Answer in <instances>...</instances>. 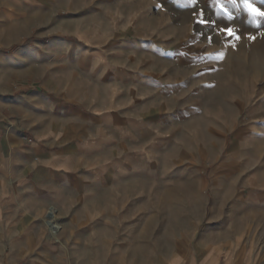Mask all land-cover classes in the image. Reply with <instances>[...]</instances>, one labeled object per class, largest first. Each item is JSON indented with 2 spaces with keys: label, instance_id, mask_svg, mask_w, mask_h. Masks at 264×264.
Wrapping results in <instances>:
<instances>
[{
  "label": "rangeland",
  "instance_id": "rangeland-1",
  "mask_svg": "<svg viewBox=\"0 0 264 264\" xmlns=\"http://www.w3.org/2000/svg\"><path fill=\"white\" fill-rule=\"evenodd\" d=\"M200 7L225 23L208 0ZM196 10L0 0V102L15 104L0 126V264H202L214 254L264 264V18L258 27L235 13L240 40L213 34L209 45L194 39ZM126 106L135 130L107 120ZM65 108L63 119L48 115ZM34 143L81 168L48 179ZM21 148L23 168L12 164Z\"/></svg>",
  "mask_w": 264,
  "mask_h": 264
},
{
  "label": "crops",
  "instance_id": "crops-1",
  "mask_svg": "<svg viewBox=\"0 0 264 264\" xmlns=\"http://www.w3.org/2000/svg\"><path fill=\"white\" fill-rule=\"evenodd\" d=\"M130 15L126 16V19H130ZM146 19H156V17H145ZM144 18V19H145ZM132 19L140 20L142 19L141 16L134 15ZM155 24V23H154ZM129 80V76L126 77ZM38 98V97H37ZM42 101L39 102L36 105H41L43 106L44 110H50L52 107L59 108L58 106L55 105V103H51V101L48 100V102H45L46 100L41 99ZM14 102L10 99L9 101H5V99H2L0 102V108L3 113H6L7 116H5L2 112L0 115V126H7L8 123H10V120L14 116V111H13V106ZM29 105H34L33 103L28 104ZM62 112H56V113H48L49 117H54L56 119H63L65 117L66 108L61 109ZM50 112V111H49ZM134 112L131 110L130 106H126V108L122 111L113 109L107 114V120L112 124V126H118L121 125L123 129H126L128 131L130 130H135L136 129V123L134 122L136 119H139V117L134 116ZM17 121V120H16ZM21 124V123H20ZM24 124V123H23ZM31 125H34V122H31ZM13 126V124H12ZM15 127V125H14ZM113 129H117L116 127H113ZM15 130V129H14ZM48 130L53 131L54 128H48ZM15 134V131H14ZM15 137H13L14 139ZM41 138V137H39ZM38 137H36L37 140H39ZM45 139V137H43ZM42 139V138H41ZM31 153L34 154H39L41 156V164L38 166L40 168V172L42 174H45L47 178L51 175H57L60 177L65 178L70 175L71 173H74L75 171L78 170V168H81V163L79 161H71L70 157H67L66 154L62 155H51V152H47L45 150H42V147L38 143H34L31 147ZM18 155L13 159L12 164L18 163L20 166L27 167L29 166L30 162L29 159L26 156V150L21 148L18 149L17 151ZM14 162V163H13ZM2 166V163H1ZM0 169V173H1ZM49 179V178H48ZM1 212V210H0ZM168 264H196L192 262H185L182 257H173L169 260ZM201 264V263H197ZM202 264H220V259L217 257V255H212L205 259Z\"/></svg>",
  "mask_w": 264,
  "mask_h": 264
},
{
  "label": "snow or ice",
  "instance_id": "snow-or-ice-1",
  "mask_svg": "<svg viewBox=\"0 0 264 264\" xmlns=\"http://www.w3.org/2000/svg\"><path fill=\"white\" fill-rule=\"evenodd\" d=\"M184 5L188 9H197L193 12L195 23L201 25L199 32L194 31V39L199 40L204 38L207 40L208 44L211 45L213 41V34L224 33L227 37L234 40H240V35L237 31L229 26V23L234 21V14L244 11L249 17H251L252 22L258 27L260 26V21L257 19L264 18V10L256 7L251 0H208L209 6L213 8V15L217 18H223L224 24L218 26L216 19L205 20V12L200 5L205 2V0H183ZM251 40H255V36L248 37ZM203 58V54H201ZM208 59H213V57H207ZM223 58L222 56L220 57Z\"/></svg>",
  "mask_w": 264,
  "mask_h": 264
},
{
  "label": "bare ground",
  "instance_id": "bare-ground-1",
  "mask_svg": "<svg viewBox=\"0 0 264 264\" xmlns=\"http://www.w3.org/2000/svg\"><path fill=\"white\" fill-rule=\"evenodd\" d=\"M55 209L50 208L48 210L46 214V225L48 226V229L51 231L52 234L51 237L59 241L57 233L59 230H64V229H62L61 225L58 224L59 218H58V213Z\"/></svg>",
  "mask_w": 264,
  "mask_h": 264
}]
</instances>
